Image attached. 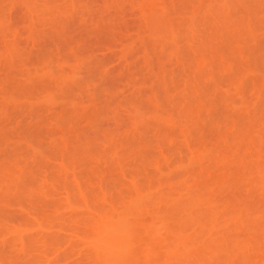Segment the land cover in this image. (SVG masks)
<instances>
[{
    "label": "rangeland",
    "instance_id": "374dc122",
    "mask_svg": "<svg viewBox=\"0 0 264 264\" xmlns=\"http://www.w3.org/2000/svg\"><path fill=\"white\" fill-rule=\"evenodd\" d=\"M0 264H264V0H0Z\"/></svg>",
    "mask_w": 264,
    "mask_h": 264
}]
</instances>
